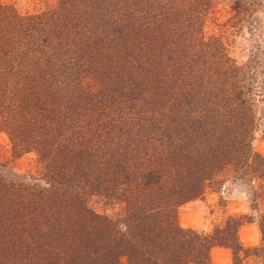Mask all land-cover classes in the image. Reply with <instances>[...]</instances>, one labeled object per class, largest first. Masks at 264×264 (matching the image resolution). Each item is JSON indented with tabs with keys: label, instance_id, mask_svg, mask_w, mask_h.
<instances>
[{
	"label": "trees",
	"instance_id": "trees-1",
	"mask_svg": "<svg viewBox=\"0 0 264 264\" xmlns=\"http://www.w3.org/2000/svg\"><path fill=\"white\" fill-rule=\"evenodd\" d=\"M29 1L0 0V135L38 167L0 160V264H264V0ZM229 183L249 214L180 226Z\"/></svg>",
	"mask_w": 264,
	"mask_h": 264
},
{
	"label": "rangeland",
	"instance_id": "rangeland-1",
	"mask_svg": "<svg viewBox=\"0 0 264 264\" xmlns=\"http://www.w3.org/2000/svg\"><path fill=\"white\" fill-rule=\"evenodd\" d=\"M19 9H30L29 0H11ZM235 57H241V52L234 50ZM256 153L264 155V141L258 133L253 142ZM0 160L7 161L15 172H35L37 165L32 155H25L13 160L7 138L0 135ZM250 213L248 198L243 188L233 184H226L221 190L209 187L203 197L191 201L178 210V222L184 229H193L198 232L211 233L221 225L229 215H247ZM239 238L244 248L256 247L260 243V232L256 224H245L239 232ZM209 264H232L231 252L224 248H214L211 251ZM245 264H259L249 257Z\"/></svg>",
	"mask_w": 264,
	"mask_h": 264
}]
</instances>
